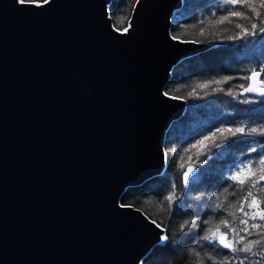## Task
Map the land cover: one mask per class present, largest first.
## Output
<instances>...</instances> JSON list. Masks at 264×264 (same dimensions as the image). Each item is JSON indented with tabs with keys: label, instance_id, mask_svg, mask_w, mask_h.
<instances>
[{
	"label": "water",
	"instance_id": "obj_1",
	"mask_svg": "<svg viewBox=\"0 0 264 264\" xmlns=\"http://www.w3.org/2000/svg\"><path fill=\"white\" fill-rule=\"evenodd\" d=\"M111 1L0 0V264H143L166 234L120 200L165 172V87L214 45L172 39L184 0H137L124 35Z\"/></svg>",
	"mask_w": 264,
	"mask_h": 264
},
{
	"label": "trees",
	"instance_id": "obj_2",
	"mask_svg": "<svg viewBox=\"0 0 264 264\" xmlns=\"http://www.w3.org/2000/svg\"><path fill=\"white\" fill-rule=\"evenodd\" d=\"M42 2V0H24ZM137 0H112L109 15L115 28L128 26ZM230 11L252 13L246 6L229 5L225 0H184V5L171 19V34L182 40H193L214 45L200 55L188 58L174 67L172 76L165 87L169 95L188 101L183 117L173 123L165 138L167 167L159 178L150 180L139 187L128 188L121 197V204L132 205L144 213H150L151 219L167 229V241L156 246L144 259L143 264H239L245 254H233L218 243H210L202 237L208 234V228L220 220L232 217L244 218L236 209L229 208L235 203L239 208L244 196L241 185L229 177L246 164H257L264 157V135L224 133L220 128L245 127L264 129V97L254 93H244L240 85L253 86V70L264 69V32L251 34V22L238 17H230L231 23H219V18L229 15ZM123 18V23L121 19ZM260 23L258 20L253 21ZM237 24L249 29L246 35ZM264 80V72L258 78ZM217 80L221 83H215ZM207 84L208 87H199ZM259 87H264L259 85ZM180 123L188 125L184 131ZM216 136L206 141L207 147L197 145L199 140ZM255 149V151H253ZM192 168L189 183L185 186L184 172ZM247 171L241 178L244 187L258 180ZM264 185V181L260 182ZM175 186V188H173ZM175 192L169 206L165 199ZM254 194L257 189H253ZM264 198V192L258 193ZM251 198H249L250 202ZM244 203V211L249 209ZM221 204V208L216 205ZM155 205V207H153ZM160 205H163L161 210ZM264 208V203H261ZM187 226L181 230L185 222ZM264 223L249 220V224ZM243 227V225H238ZM223 231V226L221 225ZM232 236V233H229ZM255 239L256 236L251 237ZM257 257H249L245 264H253Z\"/></svg>",
	"mask_w": 264,
	"mask_h": 264
},
{
	"label": "snow or ice",
	"instance_id": "obj_3",
	"mask_svg": "<svg viewBox=\"0 0 264 264\" xmlns=\"http://www.w3.org/2000/svg\"><path fill=\"white\" fill-rule=\"evenodd\" d=\"M18 2L23 3L24 0H18ZM43 3H49L50 0H42ZM226 4L236 5L240 4L242 7L246 6L248 10L252 13V15H248L245 12L241 11H230L229 15L222 16L219 18V23H223L225 21L231 23L230 17H238L243 20H248L251 22V34L255 35L256 31L264 32V0H225ZM259 21L260 23H256L253 21ZM121 23H123V18L121 19ZM236 27L241 28V30L247 35L249 33V29L244 28L243 25L237 24ZM131 28V22H128V27H124L122 29L115 28L114 30L119 32L121 35L127 34L129 29ZM172 39H179L176 36H173ZM180 42H192V41H183ZM264 72V69L261 71L253 70L251 76L246 77L249 81L258 78L261 73ZM215 83L219 84L221 81L217 80ZM259 84L264 86V80H260ZM199 87H208L207 84L199 85ZM243 89L244 93H255L259 96L264 97V87L254 88L251 83L247 86L240 85ZM164 95H168V93H164ZM175 99L176 97H170ZM221 136L224 133H231L233 136L240 134H254L259 132L264 135V129L251 128L246 132L245 127H235V128H220L217 130ZM216 136V133L213 132L210 136H205L203 139L199 140L196 144H193L191 147L196 148L197 145L207 147L205 143L208 140H211ZM255 151V149H253ZM248 172L250 175L255 176L257 173H261L259 175L258 180H255L248 184L247 188L244 187L245 179H242L241 176L245 172ZM195 170L192 168L187 169L184 172V182L185 186L188 185L190 175L194 174ZM229 179L237 182L241 185V191L244 192V196L240 201L239 208H237L235 203H230L228 205L229 208L236 209L237 212L243 214L244 218H238L234 212H229L228 215L232 217V221L230 222L227 219L220 220L218 224L213 225L208 228V234L203 236L204 240L209 241L210 243H218L221 247L228 249V251L233 254L237 252L244 253L245 256L243 259L239 261V264H245V262L249 259V257H257V259L253 262V264H264V223H256L253 222L249 224V220L255 221L257 217L259 221L264 222V208H261V203H264V198H262L258 193L264 192V185H261L260 182L264 181V157H261L257 164L253 165L251 163L243 165L238 169L237 172L232 174ZM175 188V186H173ZM253 189H257V193L254 194ZM175 192L165 197V199L169 202V206L174 200ZM249 198H251L250 202ZM248 202L249 209H256V211H244V203ZM121 207H125V205H121ZM130 207V205L128 206ZM155 207V205H153ZM216 207L219 209L222 207L221 204H217ZM161 210H163V205H160ZM146 218L150 219L151 223L156 224L157 227H160L159 224L156 223L155 219H151L150 213H144ZM238 225H243V227H238ZM187 221L184 225H181V230H183L187 226ZM221 225L223 226V231L221 230ZM163 231V229H162ZM229 233L233 235L230 236ZM255 235L256 238L252 239L251 237ZM168 239L167 236H162L161 241L166 242ZM198 264H202V262L198 261Z\"/></svg>",
	"mask_w": 264,
	"mask_h": 264
},
{
	"label": "rangeland",
	"instance_id": "obj_4",
	"mask_svg": "<svg viewBox=\"0 0 264 264\" xmlns=\"http://www.w3.org/2000/svg\"><path fill=\"white\" fill-rule=\"evenodd\" d=\"M24 2H26V1H24ZM36 4H39V3H42V2H35ZM128 27V26H127ZM179 127H181V129H183V131H184V129L188 126V125H186L185 123H180L179 122ZM165 236V235H164ZM162 244H164L165 242H161Z\"/></svg>",
	"mask_w": 264,
	"mask_h": 264
}]
</instances>
